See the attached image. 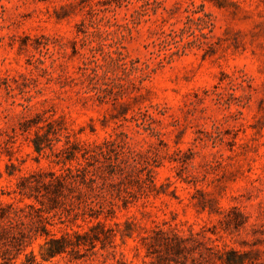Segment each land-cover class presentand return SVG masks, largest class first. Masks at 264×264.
<instances>
[{
	"label": "rangeland",
	"instance_id": "1",
	"mask_svg": "<svg viewBox=\"0 0 264 264\" xmlns=\"http://www.w3.org/2000/svg\"><path fill=\"white\" fill-rule=\"evenodd\" d=\"M34 124L60 134L41 155ZM65 139L112 141L114 211L99 217L112 235L94 255L44 264H113L119 254L141 264L138 237L155 224L264 262V0H0V201H13L21 175L74 166L51 153ZM128 150L148 162L157 193L123 207ZM88 220L48 228L86 231ZM42 242L12 264L30 250L38 258Z\"/></svg>",
	"mask_w": 264,
	"mask_h": 264
},
{
	"label": "trees",
	"instance_id": "2",
	"mask_svg": "<svg viewBox=\"0 0 264 264\" xmlns=\"http://www.w3.org/2000/svg\"><path fill=\"white\" fill-rule=\"evenodd\" d=\"M34 125L36 130L31 143L33 151L41 155L45 147L50 148L52 140H59L60 134L52 124ZM28 128L29 124H20L18 129L24 133ZM110 144L112 141L104 140L84 146L65 139L63 146L51 153L56 158L55 163L75 161L74 166L63 167L59 172L38 169L17 178L10 192L14 195L13 201H0V264H12L37 237H43L38 249L39 260L30 250L23 254L24 260L19 264L50 263L63 256L69 262L76 261L94 255L96 242L103 247L112 230L106 229L99 217L106 218V213L114 211L112 203L106 206V145ZM138 156L128 150L120 169L123 179L117 186L123 192V207L157 193L152 169L147 161L139 164ZM24 199L31 202L24 203ZM19 202L22 204L18 205ZM54 218L61 224L75 223L78 219H89V222L94 219L95 222L86 231L64 229L57 235L48 228ZM122 236L131 237V233L125 230ZM138 241L144 249L141 264H264L248 252L218 246L213 239L203 236L202 231L189 230L186 236L179 234L176 228L155 224L144 230ZM133 250L137 256L139 247L134 245ZM113 264L127 263L119 254Z\"/></svg>",
	"mask_w": 264,
	"mask_h": 264
}]
</instances>
